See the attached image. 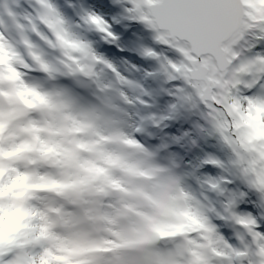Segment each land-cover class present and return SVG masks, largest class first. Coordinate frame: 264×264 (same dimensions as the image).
Returning <instances> with one entry per match:
<instances>
[{
	"label": "snow or ice",
	"instance_id": "obj_1",
	"mask_svg": "<svg viewBox=\"0 0 264 264\" xmlns=\"http://www.w3.org/2000/svg\"><path fill=\"white\" fill-rule=\"evenodd\" d=\"M30 2L35 14L19 15L15 9L21 7L20 0L0 3V42H5L17 59L28 65L27 68L13 65L23 73L32 69V63L18 51V46L24 49L26 44L34 46L29 33L49 49L59 29L81 42L69 31L51 0ZM117 3L130 5L125 9L129 19L145 24L156 33L159 44L181 55L182 59L173 63L151 49L143 50L145 57L161 62L160 69L169 82H180L175 89L179 105L199 113L205 121L203 126L197 125L199 135L214 139L224 159L209 156L201 162V167L219 169V175L198 180L199 196L187 192L181 178L170 172L175 195L183 198L184 209L199 220L200 231L173 238L154 235L143 246L97 254L91 264H264V137L257 136L254 120L259 114V125L264 126V94L254 92L258 85L264 88V56L246 59L245 53L255 45L244 46L249 36L264 41V0H117ZM82 20L111 41L117 40L100 16L88 13ZM41 26L52 38L41 32ZM10 30L17 33V41L9 39ZM83 44L99 61L98 65L115 74L120 85L139 87L131 85L111 64L96 56L88 44ZM104 87L101 81L98 90ZM0 90L7 89L0 85ZM120 94L126 103H131L123 92ZM137 102L144 103L139 98ZM176 109L173 104L171 110ZM148 119L159 127L170 117ZM188 136L189 133L184 134ZM191 143L195 145L196 141ZM14 147L0 143V151ZM0 166H5L3 161ZM21 174L18 168L10 172L0 180V188ZM8 203L7 199H0V207ZM22 206L36 211V218L28 221L30 227L23 235L11 243L0 244V264H42L46 253L55 251L42 234V230L51 227L42 210L33 209L27 202ZM213 219L233 229L236 244L220 234Z\"/></svg>",
	"mask_w": 264,
	"mask_h": 264
},
{
	"label": "rangeland",
	"instance_id": "obj_2",
	"mask_svg": "<svg viewBox=\"0 0 264 264\" xmlns=\"http://www.w3.org/2000/svg\"><path fill=\"white\" fill-rule=\"evenodd\" d=\"M63 3L56 4L55 0H51L52 4H55L59 7V10L63 11L65 8V3H69V5L73 8V16L72 19L68 20L71 24L67 23L68 29L70 28V25L73 27H77V25L81 26V29L85 26L82 20V15L79 14V10L81 7H87L90 8L95 15L100 16L109 26L110 31L118 38L120 37L119 34H117L121 29L123 30L124 36L126 38L125 41H122V43L129 48V51H127V55L130 56V54L135 57L131 60H128V57L123 58L124 55H122L124 49L119 45H116L115 43H112V49L113 51L119 52L118 57H116V64L117 67L120 68V75L124 76L122 74H125V77L130 74H135L139 71V73L142 71L144 72L145 78L152 77L153 81L145 82L144 80H135L131 81L134 85H139V88H143V91H140V94L144 96V99L147 103L151 102V108H154L159 115L163 117H171V115L177 114V117H180L181 121H177L175 124V134H173V137L176 138L175 142L171 144L172 146H178V152H181L183 157L186 160V166L187 168H193L195 166L201 167V162L208 158L209 156H214L219 159H224V154L219 150L217 143L214 139L203 137L199 135L197 131V125L203 126L205 124V121L201 118L199 113L196 110L190 109L186 106H180L178 100L175 97V89L180 86V82H169L167 80V77L164 75V73L160 69V61L152 58H147L143 55L144 49H151L158 55H160L163 58H166L169 61H172L173 63H178L182 57L179 53H177L175 50L170 49L166 45L159 44L155 40L156 33L152 30H150L145 24L138 21H133L128 18V14L125 11L127 7H130V5L126 4H120L117 3V0H63ZM106 8V9H105ZM74 17V18H73ZM134 26V27H132ZM80 29V34L82 30ZM118 30V31H117ZM127 32V33H126ZM128 37V38H127ZM248 43H252L255 45L251 49V51L245 53L246 59H252L256 56H264V41H258L254 39L252 36H249L246 38V41L244 42V46H247ZM101 49V51H99ZM119 50V51H118ZM126 52V50H125ZM94 54L100 58H102L105 61H108V52L105 50V48H102L98 46L94 49ZM130 58V57H129ZM123 61H127L130 63V67H126L123 65ZM7 62L9 63L8 59ZM11 66V64L9 63ZM100 66V65H99ZM101 70L104 72L105 76V82L104 84H107V72L108 69L104 68L103 65H101ZM111 71V70H110ZM100 72V70H99ZM102 72V73H103ZM111 75H115L112 71L110 73ZM152 74V75H149ZM5 81V79H4ZM140 83V84H139ZM264 83V82H262ZM106 87V86H105ZM138 87H136L137 89ZM147 93L148 95H144V93ZM254 92L257 94H264V88H261L259 85L254 89ZM252 93H249L251 95ZM126 95V94H125ZM137 94L131 95L128 97V99L131 101L130 104L133 106V100L136 99ZM47 98V97H46ZM109 98V96H108ZM27 104L29 102V97H26ZM125 102V101H124ZM126 103V102H125ZM173 104L177 105V109L175 112L171 110V106ZM62 106H67L66 103H62ZM97 111V109H95ZM150 111L148 110L147 113ZM15 116V112H14ZM99 117V122L101 126H104L106 124L107 116L101 115ZM182 117V118H181ZM259 114L254 118L257 127H256V134L257 136L264 137V126L259 125ZM83 127V126H82ZM128 129L131 131L132 124L129 126ZM19 129L18 127L11 128L10 131H7L4 125L0 124V131H5L4 138L2 144H4L6 147L10 145H15L14 148H12L9 151H0V161L4 162L5 166H0V180L5 179L10 172H15L16 169H20L22 174L18 176H13L11 181L6 183V185L3 188H0V199H7L9 203L6 206L0 207V235H3L4 240L0 244H6L11 243L14 239L20 237L23 235L26 230L30 227L28 221L30 219H35L37 212L36 211H29L26 210L22 204L27 202L32 206L33 209H39L42 210L43 216L48 220V222L51 224V218L47 215V213L50 211L48 207H52L51 212L53 213V217L61 218L63 220L64 224V230L59 233L57 232L51 225L50 229L42 230V234L45 236V239L47 242L52 246L53 249H55L54 252H48L45 255V258L42 260V264H91V260L87 259L88 249L89 247H83L81 250L77 251L74 249V246L78 242L79 238V232L73 230L71 234V228L77 227L75 219L70 215V213L66 210H61L62 216L60 217L57 215V211L61 208L57 203H52L53 205L49 204L47 201L42 200L38 194L39 190L44 187L42 183L41 176L37 170V157L35 159H29L30 165H32V169L28 171H23L20 165V162L18 160V157L16 155L18 144H13L12 139L17 138L16 137V130ZM81 127L78 125L76 129L71 132L75 133L79 130ZM36 135H39V125H36L35 127ZM83 130V129H82ZM162 132L163 129H160ZM178 132V134H176ZM185 133H189L188 137H184ZM58 134V133H57ZM113 135L112 133H108L107 135L103 136V140L99 142V151L110 153L111 148L108 146L109 138ZM177 135V136H176ZM179 140L177 143L176 141ZM192 140L196 141V144L193 145L191 143ZM86 144H91L94 146V142L91 139L83 140ZM62 142L60 143L58 140H55L53 143V146H49L51 149V152L53 154L54 150L56 151V154L59 153V149H63L65 151V147L61 146ZM68 144H66L67 147ZM78 145V144H76ZM44 147L42 146L41 150ZM68 152L69 149H66ZM86 157V158H85ZM192 157V158H190ZM89 158V155L84 154L83 159ZM89 160V159H87ZM177 159H174L170 161L171 163H175ZM114 160H108L107 158L96 160V163L92 165L93 168L87 167V169H91L90 172H96L98 171L102 173L103 177H109L113 176V178L117 180V178L114 176V169L116 166H113ZM170 162L167 163V165H170ZM61 163V159H57V164L53 161V165L50 162L51 168L54 166L58 167ZM128 165L130 166V163L128 162ZM56 167V168H57ZM91 167V166H90ZM117 168V167H116ZM122 172L124 173V169L120 167ZM89 172V173H90ZM135 174L138 172H134ZM142 173H145V169L142 171ZM185 172H180V175H184ZM72 172L69 174V179L71 181H76L77 177H72ZM219 175V169L213 168L212 166H206L205 170L201 173L199 179L203 180L206 177H216ZM56 176V175H55ZM54 176V177H55ZM78 176V173H77ZM178 176V177H179ZM36 177H38V180L40 181L37 183L35 181ZM23 178L24 183L20 185L18 181ZM67 178V177H66ZM78 179V178H77ZM163 180H157L153 182V186L151 187V192H158L159 189H161ZM61 180L60 177H56L54 179L53 186L55 191L61 195ZM137 186V184H136ZM99 188V192L102 194L109 193V194H116L119 199L123 198L126 199V193L127 191H119L120 187H123V184L119 185L117 184H107L106 186L97 185ZM124 188V187H123ZM185 190L193 195L192 191H190L187 187H185ZM95 192V191H94ZM97 191V193H99ZM149 193V192H146ZM63 196V195H62ZM169 196H172L171 194ZM65 199L71 200V197L68 195L64 196ZM173 197V196H172ZM26 198L27 201H26ZM82 201V197L80 198ZM84 203V201H83ZM86 203V204H85ZM84 204L87 205L88 202H85ZM105 206H107V210L105 211L103 209V226H101V229L104 234V238L100 237V242L102 241V247L103 249H98V251H102V253L113 251L117 248V246L124 244L128 241V236L132 235L131 233H128V229L125 230L126 226L128 225L127 221H120L117 219V223L115 224L114 220L112 219V216L117 214V208H123L126 210H134V205L125 206L122 202L119 201H107L105 202ZM243 207V206H242ZM17 209H22L27 213V217L24 219H13V215L15 214ZM184 208H174L172 210V216L174 219L177 220V213L178 211L188 212ZM189 213V212H188ZM255 215V213H253ZM188 216V215H187ZM195 222L199 223V220L197 218H194ZM126 224V226H125ZM137 222L134 221V229H136ZM106 228L104 229V227ZM115 226L120 227L123 230V238H117L113 239L112 236L110 238L109 230L112 232L115 231ZM125 226V227H124ZM202 225L200 224V227ZM173 227V226H171ZM217 228L221 235L225 237L230 243L236 244V240L234 238V231L229 226L225 225L223 222L219 221ZM76 229V228H75ZM185 235L192 233V232H198L199 229L193 228L190 224L188 228L183 230ZM77 239V241H76ZM93 244H96L94 240L91 241ZM100 248V245L98 246Z\"/></svg>",
	"mask_w": 264,
	"mask_h": 264
},
{
	"label": "bare ground",
	"instance_id": "obj_3",
	"mask_svg": "<svg viewBox=\"0 0 264 264\" xmlns=\"http://www.w3.org/2000/svg\"><path fill=\"white\" fill-rule=\"evenodd\" d=\"M28 4V8H24L21 12H19V15H25V14H35L34 13V5L30 2V0H25ZM62 3L64 2L63 0H61ZM3 0L0 2L2 3ZM9 3H12V0H9ZM52 3V2H51ZM54 7L58 10V12L60 13V15L62 16V18L67 22L70 17H72L74 14L70 13L67 16L64 14L63 11L59 10V7L55 4H53ZM80 15L84 16L88 13L94 14L93 11L90 8L87 7H81L80 10L78 11ZM74 18V17H73ZM68 24H71L68 21ZM67 25V23H66ZM68 27V26H67ZM134 27V26H132ZM87 25H85L83 27L82 30V34L79 33V31L73 30L72 26L70 25L69 31L76 35L81 42H83L84 39V35H83V31L84 29H87ZM40 30L43 34L49 36V38L51 37V33L48 32V30L44 27L41 26ZM91 30V35L93 36L92 39L87 42L86 44H88L92 51L94 52V49L97 48L98 46L105 48V50L108 52V62L109 64H111L118 73H120V68L117 67L118 65L116 64V57H118L119 52L117 51H113V47H112V43H115L116 45H119L124 49L122 55H124L123 58L128 57V60H131L135 57H133L131 54L130 56L127 55V51H129V48H127L122 41H125L126 38L124 36L123 30L119 29L120 31L117 33L120 35V37L117 38V40L115 42L111 41L105 34L100 33L99 31H97L93 26L90 28ZM118 31V30H117ZM11 34L16 38V40H18V35L14 30H10ZM127 33V32H126ZM32 34L29 33V36L31 37ZM128 38V37H127ZM60 39V33L56 34V39H55V43L54 44H49L50 48H55V52L52 53V49H49L42 41H40V43L38 42H33L31 41L34 46L37 48H34L33 45L31 44H26V47H29L27 53L26 51H23L22 48L23 46H21V50L22 53L26 56V54L28 56H30L33 61L31 62L32 65L35 67V69L37 71H45V72H49L52 73L53 72V64L58 62L61 64L62 66V70L64 74H68L71 75V70L69 69V65L67 62V59L63 56H61L59 50L57 49V41ZM85 43V42H83ZM0 45H2V43L0 42ZM126 50V52H125ZM119 51V50H118ZM130 57V58H129ZM14 64H12L11 66L9 65L8 62H6L5 64H3V75H4V79H5V83L6 84H13L16 87V91L19 94L21 100L23 101L24 104H26L27 100L26 97H29V99L32 96L36 95H40V93L36 92L35 90H33L30 86L29 83L23 81V79L20 76V71H17V68L13 66ZM22 68H27L28 65L26 63L21 64ZM123 65H125L126 67H130V63H128L127 61H123ZM85 69H91L92 73L91 76L89 77V80L92 82V84L90 85V92L99 100L100 102V109L98 111L95 110V105H93L92 107L88 108V116H85L83 114V112L78 111L76 109L71 108L70 106H62V103L60 100H56L55 102L48 98H46L45 94H41V98L39 101V110L43 116V123L45 125H47V131L49 132V139L47 141H45V139H43V145L46 148H50L49 146H53V143L55 140L58 141H64L65 144H68L67 147L70 145V143L74 142L73 146L78 147L81 151L82 154L81 156L75 155L73 153H71V151H66L67 147H65V151L62 149H59V153L56 154V151L54 150L53 154L50 155V160H51V164L53 165V161H54V165L55 162L57 164V159L60 158L61 159V163L59 165V169L58 167L56 168L55 166L52 168L53 172L51 173L50 177H49V181H51V184L48 185V187H43V188H49L50 186H53L54 183V179L56 177H60L61 180V186L63 183L62 178L63 177H67L65 180L68 181V185L66 188V193L71 197V200L68 201L70 207L73 206V197H82V199L85 202H90V197L93 195V192H99V188L97 187V185H101L102 186H106L107 184H116L118 181H116L113 176H109V177H103L102 173H100L97 170L96 172L92 173L90 172L91 169H87V167L89 168H93L92 165L96 163V160L99 159H104L107 158L108 160H114V161H118V163L120 165V167H122L124 169V175L127 178H131L132 184L129 186L126 184V182H124V187L125 189H127L128 191L132 190V186H134L135 184V180H134V172L135 171H140L142 172L145 168H147L146 164L142 163L140 160L138 159H133V160H127V154L123 153L122 155L119 154L118 151H116L115 149H111L110 153H106V152H102L99 151V142L103 140V136L107 135L108 133H113V134H117L119 135L123 140L126 141V145L131 147V146H137L140 147V145H138L136 142H134L133 139H135L138 143H139V139H142V144H144L143 146L146 149H149L153 146V144L148 145L147 143V139L148 136L155 138V142L157 145L155 146H167L165 154L162 157V161L165 162H170L174 159H177V161H175V163H171L176 164V163H181L182 166L186 165V160L183 157V155L181 154V152H178V146H174L171 149V144H173L176 140V138L173 137V134H175V124L177 121H181L180 117H177V114L171 115L170 119H166L163 121V123L160 124L159 127L152 129L153 123L151 120H149V117H155L157 120H160L163 116L159 115L158 112L152 108L151 110H149L150 112L146 115L147 119L145 120V123L143 126L140 127V131L144 132V135L141 137L139 134L138 135H134V130H132V132H130L127 127H117L116 125H114V127H108L107 124H105L104 126L100 125L99 122V117L101 115H105L107 117H111L113 120L117 121V123L120 121L119 118H117L116 113H114L113 108H110V103L108 101L107 95L109 93V91L111 90L108 80H107V84H105L106 87H104L102 90H98L99 84L102 81V83L105 82V74L104 72L101 70V65L99 66L97 63H92L91 67H85ZM100 70V72H99ZM25 71H30V70H25ZM103 72V73H102ZM124 76V79H126L127 81L130 82L131 85H134L131 81H135V80H144L145 82H149V81H153L152 77L150 78H145L144 72H140L139 71L135 74H130L127 75L125 77V74H122ZM140 84V83H139ZM136 87H130L128 85H120L118 82L115 83L114 89H119L122 90L124 92V94H126L127 97L137 94L136 92ZM139 95V93H138ZM126 106V105H125ZM16 120L14 119V115L12 113V111H9L7 116H4L3 112L0 111V124L4 125L5 128L7 129V131H10L11 128L14 127H18V119H17V113H16ZM182 118V117H181ZM106 121V120H105ZM129 123V121H128ZM37 122L33 121L32 123H30V125L26 128V132L28 133L29 136H31V138H35L36 132H35V127H36ZM80 125L81 129L80 131L78 130L76 133H79V137H73L71 136V132H73L76 127ZM86 126L87 130L86 131H82V126ZM137 126L136 124V120L135 123L133 125V127L135 128ZM41 128V125H40ZM65 129L66 134L64 138H60L59 134L63 131L62 129ZM160 129H163V131L161 132ZM21 131H23L22 128H20ZM4 133L5 131H0V143L3 142V138H4ZM58 133V134H57ZM176 134H178V132H176ZM177 136V135H176ZM86 139H91L94 142L97 143V147L96 144L94 143V146L91 144H86L83 142V140ZM111 139V138H110ZM146 140V142H145ZM12 143L13 144H23L22 142H20V139L17 137L15 139H12ZM41 144V143H40ZM78 144V145H75ZM141 144V143H140ZM141 144V145H142ZM72 146V147H73ZM110 148V147H109ZM131 152V151H130ZM129 152V153H130ZM87 154L90 156V160L87 159H83V155ZM37 156L36 153H31V151L28 152V158L30 159H35ZM192 158V157H190ZM128 161L130 163V166L128 165ZM22 162L20 161V164ZM91 166V167H90ZM149 168H153L151 166H149ZM32 169V167H31ZM64 169L66 170V172H64ZM30 170V169H29ZM147 171V169L145 170ZM70 172H72V177L73 176H77L78 173V181H71V179H69V174ZM90 172V173H89ZM87 173L90 174V177L87 176ZM56 175V176H55ZM186 175V174H184ZM55 176V177H54ZM181 179H184L185 177H180ZM64 180V181H65ZM157 180H163L164 184H168L170 185L169 191L168 192H164L163 189H159L157 194L156 192H151V187L153 186V182L157 181ZM35 181L37 183H39L40 181L38 180V177H36ZM137 181H139V179L137 178ZM90 182L91 186L90 189L86 188V183ZM192 184V183H191ZM191 184H186V185H191ZM60 186V190L61 187ZM146 193L145 191L140 193V196L142 199H144L149 208H151L154 214H157L159 216V220L158 221H154L153 219H151L149 216L143 214L142 212L138 211L136 208H134V210H126L123 209L121 214H116L114 216H112V219L114 220L115 224L117 223V219H119L120 221H124L126 220L128 225L125 227V230H129L128 233H133L132 236H137L139 235L138 233V223H143L145 224L147 227L149 228H155L156 230L160 231L162 233L163 238L167 237V238H173L176 236H185V233L183 230H180L181 232L179 233H175V228L176 226H180V220L178 221V219H174L172 216V210L174 208H184L183 206V199L181 201L180 204H177L174 200V193H175V187L173 184V181L170 179V174L167 175H163L161 177L158 176H150V186L148 187V190ZM100 196V200L99 203L101 204L102 210L104 209L105 211L107 210V206H105V202H109V201H119L122 202L125 206H127L128 208H130L131 206L134 205L133 201H129L128 199H119V197H117L116 194H109V193H104L102 194L101 192L97 193ZM172 196H169V195ZM165 195L168 198V203L170 204L169 209L166 210V207L161 203V197ZM61 199H64L63 197ZM49 203V202H48ZM51 204V203H49ZM53 205V204H51ZM130 206V207H129ZM136 207V204H135ZM48 209L52 210V207H48ZM185 211V210H184ZM57 215H59L60 217L62 216L61 213V209H59L56 213ZM186 215H188V223L196 229H199V231L202 229V226L200 227V224L195 222L196 218L194 215L190 214V213H186ZM99 220V224L95 225L94 223V219L91 217L90 222L87 224V227L89 229H93L95 230V235L94 237H102V239L104 238V234L101 226H103V220H102V216L98 217ZM198 220V219H197ZM134 221L137 222L136 225V229H134ZM200 223V222H199ZM171 226H173V229L171 230ZM76 228V229H75ZM106 228V226L104 227V229ZM75 230L77 231V233L79 232V238H78V242L77 244L74 246V249L79 251L81 250L83 247H89L90 249H88V254H87V259L91 260L93 257H90L89 254L95 250L98 249H103V245H102V241L100 242V248H98V246L96 244H93L92 241V237L90 235H88L86 232L81 233L80 229L74 226V228H71V234L72 231ZM110 234V238L112 236L113 239H117V238H123V230L120 227L115 226V231H111L109 230ZM77 241V239H76ZM130 241V239H129ZM128 241V242H129ZM127 242V243H128ZM165 241L162 240V244ZM127 243L125 244H121L118 247H122L125 246ZM102 253V251L100 250V252L98 254Z\"/></svg>",
	"mask_w": 264,
	"mask_h": 264
},
{
	"label": "clouds",
	"instance_id": "obj_4",
	"mask_svg": "<svg viewBox=\"0 0 264 264\" xmlns=\"http://www.w3.org/2000/svg\"><path fill=\"white\" fill-rule=\"evenodd\" d=\"M60 39L57 41V49L59 50L61 56L67 59L68 65L73 71H78L79 68L91 67L92 63H99L95 56L92 55L90 49L75 39H72L62 29H59ZM9 56V51L7 46L0 45V65L7 62ZM77 62H80L79 64ZM18 71V70H17ZM20 185L24 183L23 178L18 181ZM3 194V193H0ZM27 217V213L22 209H17L13 215V219H24ZM4 240L3 235H0V243Z\"/></svg>",
	"mask_w": 264,
	"mask_h": 264
},
{
	"label": "water",
	"instance_id": "obj_5",
	"mask_svg": "<svg viewBox=\"0 0 264 264\" xmlns=\"http://www.w3.org/2000/svg\"><path fill=\"white\" fill-rule=\"evenodd\" d=\"M84 77L88 78L89 77V73H84Z\"/></svg>",
	"mask_w": 264,
	"mask_h": 264
},
{
	"label": "trees",
	"instance_id": "obj_6",
	"mask_svg": "<svg viewBox=\"0 0 264 264\" xmlns=\"http://www.w3.org/2000/svg\"><path fill=\"white\" fill-rule=\"evenodd\" d=\"M103 1V0H102ZM106 9V8H105Z\"/></svg>",
	"mask_w": 264,
	"mask_h": 264
}]
</instances>
